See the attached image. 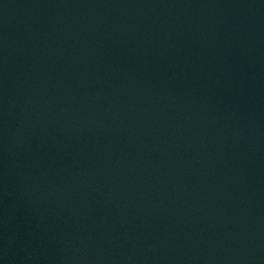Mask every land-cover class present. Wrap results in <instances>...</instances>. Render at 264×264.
<instances>
[{
    "label": "water",
    "instance_id": "1",
    "mask_svg": "<svg viewBox=\"0 0 264 264\" xmlns=\"http://www.w3.org/2000/svg\"><path fill=\"white\" fill-rule=\"evenodd\" d=\"M0 264H264V0H0Z\"/></svg>",
    "mask_w": 264,
    "mask_h": 264
}]
</instances>
